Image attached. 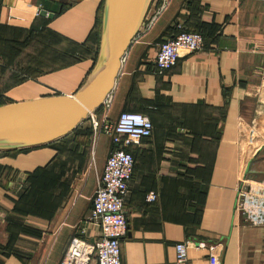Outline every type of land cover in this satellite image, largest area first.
Returning <instances> with one entry per match:
<instances>
[{"label":"crops","instance_id":"obj_1","mask_svg":"<svg viewBox=\"0 0 264 264\" xmlns=\"http://www.w3.org/2000/svg\"><path fill=\"white\" fill-rule=\"evenodd\" d=\"M102 2L0 0V96L73 95L96 62ZM154 2L142 20L162 0ZM97 16L93 61L79 49ZM141 23L108 109L92 113L110 123L138 113L152 125L148 139L127 149L133 170L120 264H264V227L236 210L240 181L264 180V0H165L147 30ZM176 25L202 29L203 49L180 52L174 66L153 73L156 47ZM88 128L86 119L52 143L0 157V174L8 169L0 178V264H59L72 238H98L87 222L90 200L111 140L122 137L94 143ZM179 243L182 263L174 259Z\"/></svg>","mask_w":264,"mask_h":264},{"label":"built area","instance_id":"obj_2","mask_svg":"<svg viewBox=\"0 0 264 264\" xmlns=\"http://www.w3.org/2000/svg\"><path fill=\"white\" fill-rule=\"evenodd\" d=\"M165 0L154 11L144 17L141 28L147 30L155 16L159 13ZM156 2H152V11ZM178 31L174 36L165 39L156 47L152 61V72L160 74L174 66L179 53H195L203 49L202 38L198 33L186 32L176 25ZM109 94L103 99L101 107H109ZM91 137L98 134L104 136H120L111 140V150L104 160L102 171L96 182L90 200V211L87 222L98 228V238L87 243L78 238H72L59 264H120L119 242L125 236L126 224L123 204L127 196L128 183L132 176L133 159L127 151L128 147L140 140L149 138L152 126L143 115L132 112H121L113 123L102 116L97 119L88 115ZM156 195L149 192L144 200L153 203ZM236 210L243 221L251 227H264V180L255 181L243 178L237 188ZM174 259L182 263L186 259V247L183 243L174 245Z\"/></svg>","mask_w":264,"mask_h":264},{"label":"water","instance_id":"obj_3","mask_svg":"<svg viewBox=\"0 0 264 264\" xmlns=\"http://www.w3.org/2000/svg\"><path fill=\"white\" fill-rule=\"evenodd\" d=\"M150 0H103L99 49L93 70L71 96H48L0 106V151L52 143L76 129L111 92L120 60ZM40 16L51 18L41 11Z\"/></svg>","mask_w":264,"mask_h":264},{"label":"trees","instance_id":"obj_4","mask_svg":"<svg viewBox=\"0 0 264 264\" xmlns=\"http://www.w3.org/2000/svg\"><path fill=\"white\" fill-rule=\"evenodd\" d=\"M98 16H99V14H98ZM98 16H97V22H96L93 30L87 36V40L85 42V45L83 47H80V49H79V51L82 54L89 55L93 61L95 60V57H96L97 43H98L97 41H98V35H99V25H98V19L99 18H98ZM185 31L186 32L198 33L201 36L202 42H203V40H204V32H203L202 29L197 28L194 31H189V30H186L185 29ZM176 33H178V31L176 29H174L173 32H171L170 34H168L166 37L167 38H170V37L174 36ZM23 79L24 78H22L20 80H17V82L19 83V82L23 81ZM99 110H100V108L96 109L94 111V113L99 112ZM91 134L92 133H91V129H90V126H89L88 132L86 133V135H87V137L91 138ZM146 139H148V138H146ZM27 149H29V148H26V149H18V150H2V151H0V157H12L16 153L25 151ZM7 173H8V169H2L1 174H0V178H3L4 179ZM28 177H30V176H28Z\"/></svg>","mask_w":264,"mask_h":264},{"label":"rangeland","instance_id":"obj_5","mask_svg":"<svg viewBox=\"0 0 264 264\" xmlns=\"http://www.w3.org/2000/svg\"><path fill=\"white\" fill-rule=\"evenodd\" d=\"M153 1H154V0H150L149 5H148V7H147V10L149 9V7H151V4H152ZM11 102H12V101H11L10 99H7V98H4L3 96H0V106H1V105H4V104L11 103ZM99 136H103V135L98 134L97 137L95 138L94 143L96 142V140H97V138H98Z\"/></svg>","mask_w":264,"mask_h":264}]
</instances>
